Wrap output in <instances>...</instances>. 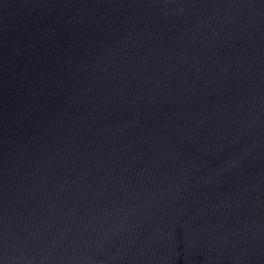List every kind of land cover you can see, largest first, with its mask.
<instances>
[{
  "label": "water",
  "instance_id": "1",
  "mask_svg": "<svg viewBox=\"0 0 264 264\" xmlns=\"http://www.w3.org/2000/svg\"><path fill=\"white\" fill-rule=\"evenodd\" d=\"M0 264H264V0H0Z\"/></svg>",
  "mask_w": 264,
  "mask_h": 264
}]
</instances>
